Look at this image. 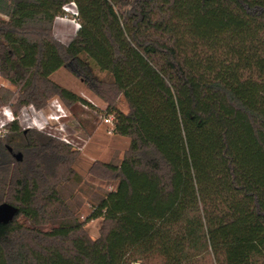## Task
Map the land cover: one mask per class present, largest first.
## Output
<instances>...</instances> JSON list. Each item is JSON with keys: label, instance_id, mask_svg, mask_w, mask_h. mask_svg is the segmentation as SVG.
<instances>
[{"label": "trees", "instance_id": "obj_1", "mask_svg": "<svg viewBox=\"0 0 264 264\" xmlns=\"http://www.w3.org/2000/svg\"><path fill=\"white\" fill-rule=\"evenodd\" d=\"M71 2L80 28L62 46ZM66 67L130 147L89 169L113 186L82 220L75 151L11 123L0 205L17 212L0 222V264H264V0H0V74L17 89L0 104H88L53 80Z\"/></svg>", "mask_w": 264, "mask_h": 264}, {"label": "rangeland", "instance_id": "obj_2", "mask_svg": "<svg viewBox=\"0 0 264 264\" xmlns=\"http://www.w3.org/2000/svg\"><path fill=\"white\" fill-rule=\"evenodd\" d=\"M72 19L73 16L69 15L68 19L62 21L56 19L54 23L53 36L62 46L70 44L77 34L78 30L72 22ZM93 75L102 80L108 78L107 74L101 72L96 66H93ZM52 78L60 86L77 93L88 103H79L68 107L60 98L54 97L45 107L40 109L45 111V113H49L50 103L57 99L62 103L68 114V118H65L61 129L53 126L49 129V133L64 144L67 143L62 139L69 141L71 144L67 145L76 153V161L73 167L82 178V184L76 190L79 191L78 195L83 202L81 215L82 220H85L92 212V205L88 202L98 195L110 191L113 186L111 184H101L100 180V182L98 180L93 181L88 175L89 169L96 162L119 164L130 147V139L115 134L113 126L105 120L108 115H114V113H111V110L104 101L89 91L85 82L76 77L71 68L66 67L59 70ZM0 89L17 91L16 86H13L1 74ZM13 99L12 104H0V118L2 117L1 111L5 107H10L14 113H18L14 109V104L17 102V95ZM116 106L123 113H128L130 110L123 96L117 97ZM6 137L0 139H5ZM22 222L28 224L26 220ZM101 226V220H94L87 223L86 229L92 238H98L101 232Z\"/></svg>", "mask_w": 264, "mask_h": 264}, {"label": "built area", "instance_id": "obj_3", "mask_svg": "<svg viewBox=\"0 0 264 264\" xmlns=\"http://www.w3.org/2000/svg\"><path fill=\"white\" fill-rule=\"evenodd\" d=\"M63 11L64 14L57 19L62 21L68 19L69 15L73 16L72 22L75 24L78 30L80 28V23L78 21L79 13L76 3L71 2L65 5L63 7ZM1 113L2 117L0 118V138H4L7 136V134L9 133L8 126L14 122H17L25 131L34 130L54 136L49 133V129H51V127L53 126L59 127L61 129L65 118H68V114L65 111V108L57 99L53 100L50 103L49 113H45V111L39 110L32 105L23 107L17 114L14 113L10 107L3 108V111H1ZM105 120L114 128V115H108ZM62 140L67 144H71L66 139Z\"/></svg>", "mask_w": 264, "mask_h": 264}, {"label": "water", "instance_id": "obj_4", "mask_svg": "<svg viewBox=\"0 0 264 264\" xmlns=\"http://www.w3.org/2000/svg\"><path fill=\"white\" fill-rule=\"evenodd\" d=\"M15 157L17 160H21L22 154L16 153ZM16 212V209L9 204L0 205V222L11 220Z\"/></svg>", "mask_w": 264, "mask_h": 264}]
</instances>
